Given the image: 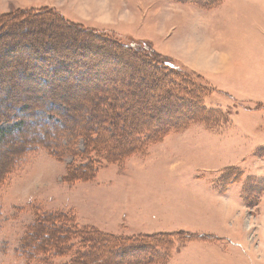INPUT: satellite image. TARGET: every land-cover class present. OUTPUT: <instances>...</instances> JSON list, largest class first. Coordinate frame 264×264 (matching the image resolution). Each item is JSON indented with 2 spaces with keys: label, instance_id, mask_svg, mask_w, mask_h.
Listing matches in <instances>:
<instances>
[{
  "label": "rangeland",
  "instance_id": "374dc122",
  "mask_svg": "<svg viewBox=\"0 0 264 264\" xmlns=\"http://www.w3.org/2000/svg\"><path fill=\"white\" fill-rule=\"evenodd\" d=\"M43 8L55 10L78 28L124 44H142L146 51L153 47L173 59L177 68L202 76L214 90L202 96L204 113L185 128L136 155L108 161L88 150L81 138L68 145L63 132L57 141L48 136L44 142L40 130L24 135L16 131L24 119L38 118L40 126L48 125L43 114L53 104L63 113V98L73 104V97L85 99L88 104L98 86L109 80L100 79L98 86L97 79L82 76L77 81L87 72L81 67L63 83L66 90H60L56 102L40 101L46 108L39 111L16 107L8 119V111L1 113L15 102L6 92L15 78L20 87L11 96L23 101L31 95L24 86H38L25 84L13 65L15 58L28 59L24 51L0 48V264H74L81 249L75 232L82 227L128 237L171 234L156 240L141 256L145 261L130 264H264V0H219L207 7L187 0H0V15ZM219 8H234L227 15L232 21L210 31L207 14ZM254 18L263 25L260 31ZM59 33L65 36L59 49L70 53L84 46L73 42L75 36L66 30ZM39 35L54 48V35ZM77 57L83 63L89 60L88 55ZM104 62L100 73L129 69L114 61L111 65L109 59ZM222 78L235 79L237 86L248 81V86L226 90L220 86ZM133 82L142 85L140 76ZM50 125L49 133L63 130L60 124ZM27 137L40 144L21 153L22 161L15 165L10 157L21 146L14 145ZM58 143L60 157L52 154ZM81 164L86 166L82 178H69L70 168ZM53 219L59 230L50 229ZM47 231L54 238L66 236L38 244Z\"/></svg>",
  "mask_w": 264,
  "mask_h": 264
},
{
  "label": "trees",
  "instance_id": "16d2710c",
  "mask_svg": "<svg viewBox=\"0 0 264 264\" xmlns=\"http://www.w3.org/2000/svg\"><path fill=\"white\" fill-rule=\"evenodd\" d=\"M187 1L200 7H207L219 0ZM66 21L55 10L44 8L19 9L13 13L0 15V48H7L8 53L24 51L28 59L15 58L13 65L21 70L20 77L25 84L36 82L38 86L34 90L24 86L27 91H31V95L23 101L19 95L11 96L20 87V82L18 83L15 78L14 86L10 84L6 90L7 94H10L9 99L15 102L1 113L5 116V111H8V119L12 117L16 107L23 106L24 109L39 111L46 108L40 101L46 100L51 104L56 102L60 90L62 88L66 90L63 83L72 73L80 71L81 67L87 72L78 76L77 81H82V76L97 79L95 84L98 86L100 79L101 82L104 79L109 80L106 84L98 86L88 98V104L85 103V99L80 101L73 97V104L63 98V113L60 105L53 104L47 113L51 118L43 114L46 116L43 119L44 124L48 125L40 126L38 118L28 122L22 120V128L16 131L18 135L40 130L38 135L45 142L48 136L49 139L57 141L56 138L63 132L62 139H67L68 145L81 138L88 150L102 153L108 161L115 159L121 161L144 151L150 144L161 141L170 132L185 128L195 117L204 113L206 107L202 105V96L207 95L210 88L214 90V87L202 80V76L177 68L173 59L158 53L153 47L146 51L142 44L137 46L135 43L124 44L119 40L104 37L93 29L84 26L78 28ZM60 30H66L75 36L73 42L81 41V45L84 46L70 53L65 52L64 48L59 49L65 37L63 33H59ZM36 34H46L49 37L54 35L56 46L52 48L51 44L45 45L42 37L35 36ZM5 36L8 40L4 39ZM31 36L38 39L33 38L34 40L30 41ZM99 53L102 56L100 58ZM77 55L81 58L88 55V62L83 63ZM105 59H109L110 64L114 61L129 69L123 73L116 71L100 73V68L103 69L105 66ZM138 62L139 68H132L133 65L139 64ZM32 72L34 77L29 75ZM138 76L141 77L142 85L133 82ZM57 79L62 83H57ZM2 80L0 74V83ZM22 88L21 85L20 90ZM17 100L21 102L18 103ZM77 109L80 110L79 113ZM50 124H60L63 130L49 133L46 127L52 126ZM32 140L27 137L19 142L18 146L14 145L16 148L21 147L10 157L13 164L18 165L22 161L21 153L24 151L29 153L31 149L39 146L40 142ZM58 146L62 147V144L58 143L52 152L56 157L62 154L58 151ZM0 161L2 163L3 159L0 158ZM85 168L86 166L82 164L75 169L70 168L67 175L69 178L77 175L78 179H81L86 173ZM57 221L53 219L50 222L51 230L60 229L57 227ZM75 233L81 239V249L76 253L75 258L78 259L76 263L73 261L74 264H130L128 262L130 260L142 263L146 257L141 256L147 255L148 249L158 242L157 239L171 235L162 233L139 237L118 236L94 227H82ZM36 236L40 238L39 235ZM65 236L64 233L54 238L53 234L47 231L38 239V244L43 239H59Z\"/></svg>",
  "mask_w": 264,
  "mask_h": 264
},
{
  "label": "crops",
  "instance_id": "0c3cea01",
  "mask_svg": "<svg viewBox=\"0 0 264 264\" xmlns=\"http://www.w3.org/2000/svg\"><path fill=\"white\" fill-rule=\"evenodd\" d=\"M223 9V8H222ZM224 11L221 10V8H219L218 10H214V11H211L212 13H208L207 14V17L209 18V24H208V28L210 31L214 30L213 31H217L218 29H223L225 27H227V25H229L232 21V18H230V16H227V15H231V13L235 12L234 8H227V9H223ZM227 16V17H226ZM253 24L255 25V27L260 31L263 27L262 24L258 23L256 21V19L254 18L253 19ZM222 39H219V41H221ZM213 44V43H212ZM194 45L193 46V49H195L194 47H197L196 43L192 44ZM190 45V46H192ZM220 49V48H219ZM196 51V50H195ZM202 49H198V53H202ZM206 56V54H204V52L201 54V56ZM218 61V59H215L213 62L214 63H217L215 61ZM194 67V68H193ZM192 68L193 70H198L195 66L192 65ZM229 74L226 73V74H223L224 77H227ZM204 76L208 79H214L215 77H218V78H221L219 76H210V75H207V74H204ZM230 77V76H229ZM233 78V77H232ZM224 84H220L221 88L223 89H226V90H232L233 88H236V89H245L247 86H248V81L246 82H243L240 86H237V83L234 81V80H227V79H224ZM233 84H235L233 86ZM236 86V87H235Z\"/></svg>",
  "mask_w": 264,
  "mask_h": 264
},
{
  "label": "bare ground",
  "instance_id": "6f19581e",
  "mask_svg": "<svg viewBox=\"0 0 264 264\" xmlns=\"http://www.w3.org/2000/svg\"><path fill=\"white\" fill-rule=\"evenodd\" d=\"M102 49V48H101ZM99 60V59H98Z\"/></svg>",
  "mask_w": 264,
  "mask_h": 264
}]
</instances>
